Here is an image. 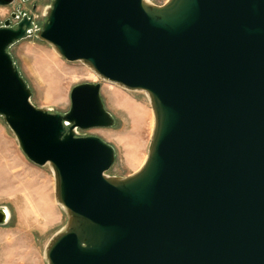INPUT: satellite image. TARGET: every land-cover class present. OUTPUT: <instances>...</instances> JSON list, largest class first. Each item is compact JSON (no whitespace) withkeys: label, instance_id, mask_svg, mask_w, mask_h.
<instances>
[{"label":"water","instance_id":"95a60500","mask_svg":"<svg viewBox=\"0 0 264 264\" xmlns=\"http://www.w3.org/2000/svg\"><path fill=\"white\" fill-rule=\"evenodd\" d=\"M10 18L0 116L30 162L52 167L67 214L47 264H264V0L51 1L37 38L149 97L147 156L126 177L106 174L111 145L76 132L115 123L100 83L72 87L64 114L35 106L7 51L34 21Z\"/></svg>","mask_w":264,"mask_h":264},{"label":"rangeland","instance_id":"374dc122","mask_svg":"<svg viewBox=\"0 0 264 264\" xmlns=\"http://www.w3.org/2000/svg\"><path fill=\"white\" fill-rule=\"evenodd\" d=\"M51 1L15 0L11 5L0 6V26L13 12L19 15L24 11L34 21L31 35L15 42L7 51L31 91V102L51 113L64 114L69 110L70 91L75 85L100 83L102 102L115 123L111 127L77 129L76 132L82 136H97L113 147L115 159L106 173L108 176H129L141 167L147 156L154 125L149 97L145 91L127 90L102 80L84 63L67 61L50 44L37 38ZM150 1L162 4L166 0ZM19 19H11L12 25ZM46 64L50 67L44 74ZM18 171L20 174L16 173ZM8 181L11 186L1 188V184ZM38 197L40 207L35 210ZM0 208L9 211L8 220L0 224V264H47L46 245L65 226L67 214L55 198L52 167L36 165L26 158L2 116Z\"/></svg>","mask_w":264,"mask_h":264},{"label":"bare ground","instance_id":"6f19581e","mask_svg":"<svg viewBox=\"0 0 264 264\" xmlns=\"http://www.w3.org/2000/svg\"><path fill=\"white\" fill-rule=\"evenodd\" d=\"M40 62H41V60H39L38 63H40ZM45 63H46V62H45ZM48 67H50L49 64H46V65H45V69L42 70V72H43L44 74L47 73V68H48ZM49 69H50V68H49ZM89 69H90V68H89ZM90 70H91V69H90ZM91 71H92V70H91ZM92 72H93V71H92ZM93 73H94V72H93ZM41 75H42V74H41ZM3 173H4V172H3ZM16 173H19V174H20V171H18V172H16ZM2 182H3V181H2ZM3 183H4V182H3ZM9 186H11V182H9V181H8L6 184H3V185L1 184V188H4V187H5V188H7V187L9 188ZM5 211H6L7 215L9 216V211L7 210V208H5Z\"/></svg>","mask_w":264,"mask_h":264},{"label":"crops","instance_id":"0c3cea01","mask_svg":"<svg viewBox=\"0 0 264 264\" xmlns=\"http://www.w3.org/2000/svg\"><path fill=\"white\" fill-rule=\"evenodd\" d=\"M45 187H46V185H44V190H45ZM46 193H47V190H46ZM35 200H37L36 203H35V206H36V207H34L33 209L38 210L39 207H40V204H39L38 200H40V199H39V197H38V199H35ZM52 204H53V202H52Z\"/></svg>","mask_w":264,"mask_h":264},{"label":"flooded vegetation","instance_id":"af4514ba","mask_svg":"<svg viewBox=\"0 0 264 264\" xmlns=\"http://www.w3.org/2000/svg\"><path fill=\"white\" fill-rule=\"evenodd\" d=\"M15 25H16V23L13 26H15Z\"/></svg>","mask_w":264,"mask_h":264}]
</instances>
